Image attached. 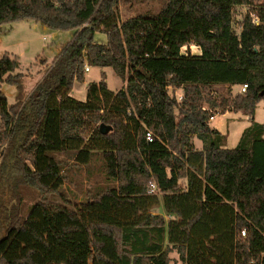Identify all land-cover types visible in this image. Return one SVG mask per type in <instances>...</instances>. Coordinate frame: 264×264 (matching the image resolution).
Returning <instances> with one entry per match:
<instances>
[{"label":"trees","instance_id":"16d2710c","mask_svg":"<svg viewBox=\"0 0 264 264\" xmlns=\"http://www.w3.org/2000/svg\"><path fill=\"white\" fill-rule=\"evenodd\" d=\"M119 4L0 0V26L72 32L26 95L17 57H0V82L17 88L12 104L0 90V264H171L172 251L183 264H264V0H159L124 21ZM85 66L125 86L101 73L77 100ZM225 112L251 120L232 148L209 124ZM60 155L89 173L99 163L104 184L71 198Z\"/></svg>","mask_w":264,"mask_h":264},{"label":"rangeland","instance_id":"374dc122","mask_svg":"<svg viewBox=\"0 0 264 264\" xmlns=\"http://www.w3.org/2000/svg\"><path fill=\"white\" fill-rule=\"evenodd\" d=\"M159 0H120L119 11L121 20L145 11L155 12L158 9ZM247 10L245 6L236 8L237 20ZM235 29L238 30L235 25ZM72 39V32L68 30L50 29L38 22L30 19L18 20L2 24L0 26V57L8 54L10 57H17V71L23 74L22 85L24 94L31 92L33 87L40 81L52 59L63 49ZM94 40L98 43H106V34L96 32ZM183 52L198 53L199 49L195 45L184 46ZM108 89L116 91L125 86V83L114 73L110 67L88 66V71L84 74L83 81H74L70 95L77 100H85L88 86L92 82L100 81L102 75ZM0 90L3 92L9 104L17 99V88L15 85L0 82ZM220 94L231 93L234 95L240 90L239 86L227 87L224 85H213L205 89ZM176 96L181 95V90L175 92ZM131 106L130 109H132ZM254 121L264 123V101L257 105ZM210 126L215 127L226 135L225 147L232 148L237 143L243 129L251 124V120L241 112H227L226 114H215L209 121ZM193 144L197 148L201 147V142L193 138ZM60 157H63L60 155ZM64 174L65 181L63 188L67 195H73L79 199L83 192L93 190L95 187L104 184L103 178L95 170L99 163H92L93 170L89 173L87 167L78 166L73 163L72 156L64 155ZM27 202L30 203L34 198V193L27 192ZM153 213H162L161 206L152 210ZM171 264H183L175 251L170 252Z\"/></svg>","mask_w":264,"mask_h":264},{"label":"built area","instance_id":"2783aa9c","mask_svg":"<svg viewBox=\"0 0 264 264\" xmlns=\"http://www.w3.org/2000/svg\"><path fill=\"white\" fill-rule=\"evenodd\" d=\"M253 20H254L255 22L257 21L256 18H254ZM85 70H86V71L88 70V66H85ZM245 87H246V84H243V85L241 86L240 90H241V91H244V90H245ZM180 98H181V95L178 96V99H180ZM211 118H212V117H211ZM145 138H146L147 141H151V140H152L151 133H150V132H146V133H145ZM150 186H151V188H150L149 192H153V191H154V184H151ZM241 234L244 235V231H242Z\"/></svg>","mask_w":264,"mask_h":264},{"label":"water","instance_id":"95a60500","mask_svg":"<svg viewBox=\"0 0 264 264\" xmlns=\"http://www.w3.org/2000/svg\"><path fill=\"white\" fill-rule=\"evenodd\" d=\"M101 130L103 131V132H106L107 130H108V127L107 126H101Z\"/></svg>","mask_w":264,"mask_h":264},{"label":"crops","instance_id":"0c3cea01","mask_svg":"<svg viewBox=\"0 0 264 264\" xmlns=\"http://www.w3.org/2000/svg\"><path fill=\"white\" fill-rule=\"evenodd\" d=\"M227 112L223 113V114H226ZM215 116V115H214Z\"/></svg>","mask_w":264,"mask_h":264}]
</instances>
